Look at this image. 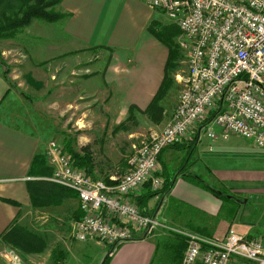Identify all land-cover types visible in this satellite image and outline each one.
<instances>
[{
  "label": "crops",
  "instance_id": "1",
  "mask_svg": "<svg viewBox=\"0 0 264 264\" xmlns=\"http://www.w3.org/2000/svg\"><path fill=\"white\" fill-rule=\"evenodd\" d=\"M57 12L65 17L57 34L43 37L49 42L40 48V56L56 54L82 68L75 74L84 89L77 99L88 100L89 96L94 104L88 111L94 105L105 110L104 118L88 116V120L97 118L90 130L94 128L95 134L101 135L98 151L94 150L95 145L90 146L89 138H83L86 140L83 146L89 147L94 159L92 176L105 178L123 173L127 169V152L132 149L139 128L164 126L175 102L173 99L169 104L172 88L161 101L164 111L160 122H153L144 113L161 86L169 58V49L148 29L152 25L160 28L158 11L149 7L146 0H60ZM9 77L15 83L16 78ZM14 94L15 89L2 76L0 67V264H5L1 250L7 245L1 235L15 223L43 242L40 252L14 248L23 264H66L61 252L57 253L58 259L52 260L49 239L55 240L54 244L63 251L61 243H65L80 217L76 195L59 188L55 195L42 196L37 201L39 204H32L28 183H51L47 180L49 176L29 174L32 160L37 155L44 157L48 142L42 132L21 127L16 118L7 116L10 113L4 109ZM4 118L12 119L13 123ZM127 120L139 127H127ZM114 134L116 143L108 137ZM175 154L181 157L180 170L171 180H168L170 176L162 178L161 173L163 189L157 197L152 195L149 184L131 195L145 214L166 227L209 240H221L228 229L244 236L264 238V145L258 147L253 141L235 135L215 141L204 136L197 143L183 140L162 151L160 166L170 164ZM45 165L51 170L46 160ZM200 166L206 172L211 171L217 188L228 191L227 198L218 199L186 179L185 175L189 174L206 184L201 179ZM90 241L98 242H87ZM184 241L179 234L158 228L151 235L123 242L112 251L106 244L110 257L107 264H180ZM102 258L91 264H101ZM229 264L251 263L233 258Z\"/></svg>",
  "mask_w": 264,
  "mask_h": 264
},
{
  "label": "built area",
  "instance_id": "2",
  "mask_svg": "<svg viewBox=\"0 0 264 264\" xmlns=\"http://www.w3.org/2000/svg\"><path fill=\"white\" fill-rule=\"evenodd\" d=\"M180 31L184 66L173 73L178 100L161 128L140 135L120 174L95 178L74 165L68 152L50 140L44 158L49 182L76 195L80 217L73 237L115 246L147 237L158 228L186 243L180 264H229L233 258L264 264V238L228 229L221 240L166 227L145 214L132 194L150 185L163 189L159 156L165 148L204 136L212 141L235 135L264 145V0H146ZM5 264H20L17 250L3 245Z\"/></svg>",
  "mask_w": 264,
  "mask_h": 264
},
{
  "label": "rangeland",
  "instance_id": "3",
  "mask_svg": "<svg viewBox=\"0 0 264 264\" xmlns=\"http://www.w3.org/2000/svg\"><path fill=\"white\" fill-rule=\"evenodd\" d=\"M47 11L59 13L57 12V5L47 8ZM156 17L160 21V28L165 27L175 34L171 38L170 47L172 50L176 49L179 55L177 67L173 69V72L179 71L184 66V53L178 45V41L181 39L180 31L162 12L158 11ZM11 19L13 20V18ZM60 21L47 23L34 18L27 26L13 28L4 32L6 34L1 35L0 58L4 62V67L0 66L1 74L3 71L7 72L5 80L13 90L15 89V94L10 98L6 104L7 108L4 110L10 113L7 116L16 118L17 123L21 127L24 126L33 132H42L47 142L50 140L57 141L65 150H67V145L74 151L80 150V147L86 144L84 143L86 140L83 138L87 137L89 138L90 146L91 144L95 145L96 148L94 150L98 151V147H101V144L99 145L98 143L101 135H96L94 128L90 130L97 118L88 120V116H93L94 118L95 116H102L104 118L105 110L102 106L97 108L98 106L94 105L88 111L87 108L93 105L94 101H91L86 94L88 100H85L86 97H81L82 101L77 99L84 89L81 87L80 80L75 79V74H79L78 72L82 68L75 66L74 63L69 61L66 62L68 59L56 54L40 56V48L42 46L46 47L49 42L47 38L43 37L46 34H57L60 28ZM101 63H103V60ZM171 74H169L170 78ZM10 75L16 78L15 83L11 82ZM172 88L169 104L173 103L174 99L175 102L171 106L174 108L180 94V87L173 82ZM84 112H87V114L83 115ZM5 120L13 123L12 119ZM126 124L127 127H139L132 126L133 124H130L129 120H127ZM148 131L146 128H139V135L133 138V142L136 143L137 138ZM115 136L116 134L108 137L116 143L117 137ZM131 152L132 149L127 152L128 156ZM173 156L170 164H161L162 178L170 176L168 180H171L172 176L180 170L181 166H178V164L181 162V157L176 154ZM199 169L202 171L201 179L206 182V186L212 187L211 185L215 184L216 186H213L215 190L225 194V196L229 195L228 191H225L222 187L217 188L219 185L215 183L213 175H211V171L208 168L207 172L202 166ZM114 172H119V170L114 169ZM169 183L170 181L167 186ZM208 183L211 184L209 185ZM241 212L243 213L242 210ZM72 235L73 230L69 232L65 243H61L63 251L54 244L55 240L49 239V244L51 242L52 260L57 258V253L60 252L64 254L66 264H91L93 260L101 257L104 259V255L106 256L107 249H109L105 243L101 241L80 242L74 239ZM48 238L45 237L47 242ZM20 264H23V260L20 261Z\"/></svg>",
  "mask_w": 264,
  "mask_h": 264
},
{
  "label": "trees",
  "instance_id": "4",
  "mask_svg": "<svg viewBox=\"0 0 264 264\" xmlns=\"http://www.w3.org/2000/svg\"><path fill=\"white\" fill-rule=\"evenodd\" d=\"M59 3L60 0H0V37L2 34H6L4 32L10 31L13 28L27 26L30 21L34 18L43 20L47 23L62 20L65 17L63 14L52 13L47 11V8L56 6ZM11 18H13V20ZM148 29L149 32L153 36H155L158 41L163 43L169 49V58L166 65L164 79L157 94L154 96V98L152 99L149 106L144 112L153 122L158 123L162 120L164 111L163 107L161 106V101L166 97L169 90L172 89L174 82L172 75L174 72H176H173V69L177 67V59L179 55L176 49L172 50L170 47L171 38L175 35L171 30H168L165 27L157 29L155 25H152V27L150 26ZM0 66L4 67V62L2 58H0ZM171 72L173 73L171 74ZM6 73V71L2 72V76L5 79ZM169 74H171V78ZM66 151L71 156L76 167L83 169L90 176H92L95 164L92 152L90 151L88 146L81 147L80 150L77 152L72 150V148L67 145ZM29 174L45 175L47 177L50 176L51 170L45 165V159L42 155H37L34 157L29 169ZM185 176L187 180H189L193 184H197L200 187L204 188L209 193L215 195L218 199L227 198L225 194H221L214 188L206 186L202 182L200 183L198 179L194 180V178H196L195 176L189 174H186ZM59 188L63 189V187L61 186L48 182L42 183L33 181L31 183L29 182L27 185L28 193L33 205H36V202L42 196L46 197L47 195H55V193L59 191ZM152 195L154 196L153 193ZM9 203L16 205L15 202ZM1 240L4 244L10 245L11 247L16 248L18 251L22 252H40L43 249V242L39 238L26 231L24 228L18 226L16 223L13 224V226H11V228H9L7 232L1 235ZM182 248L184 250L186 248L185 241L184 246L181 247V250ZM109 259L110 257L107 256L103 264H107L109 262Z\"/></svg>",
  "mask_w": 264,
  "mask_h": 264
},
{
  "label": "water",
  "instance_id": "5",
  "mask_svg": "<svg viewBox=\"0 0 264 264\" xmlns=\"http://www.w3.org/2000/svg\"><path fill=\"white\" fill-rule=\"evenodd\" d=\"M107 256H108V254L104 257V259L102 260L101 264H103V262L105 261Z\"/></svg>",
  "mask_w": 264,
  "mask_h": 264
}]
</instances>
